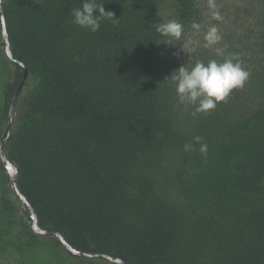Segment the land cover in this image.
<instances>
[{
  "label": "trees",
  "instance_id": "trees-1",
  "mask_svg": "<svg viewBox=\"0 0 264 264\" xmlns=\"http://www.w3.org/2000/svg\"><path fill=\"white\" fill-rule=\"evenodd\" d=\"M97 2L116 19L91 32L71 16L83 0H3L13 53L30 70L5 148L40 225L76 248L132 264H264V130L233 144L218 208L197 211L190 224L157 203L142 161L179 139L151 78L163 37L151 21L158 1ZM195 14L194 0H178L180 22ZM0 46L14 65L4 90L7 123L23 68ZM14 241L0 234V248Z\"/></svg>",
  "mask_w": 264,
  "mask_h": 264
},
{
  "label": "rangeland",
  "instance_id": "rangeland-1",
  "mask_svg": "<svg viewBox=\"0 0 264 264\" xmlns=\"http://www.w3.org/2000/svg\"><path fill=\"white\" fill-rule=\"evenodd\" d=\"M39 2L41 0H31ZM158 8L151 21L155 25L177 20L178 0H157ZM196 14L183 25L182 36L173 43L162 37L152 69V80L159 92L164 114L179 133L176 146L142 161L147 175L156 180L153 199L167 210L179 214L191 224L197 211L218 208L225 197L226 178L232 165L228 162L235 141L249 131L264 130V0H194ZM219 13L220 19L213 13ZM193 23L199 28H193ZM216 26L223 39L218 45L205 48V35ZM0 42L4 38L0 35ZM225 55L237 54L244 67L251 72L242 88L207 113L192 115V106L179 103L175 84L169 77L182 65L189 69L198 61L220 60L215 48ZM14 65L6 59L0 46V140L6 130L2 120L4 90ZM178 71V69H177ZM29 89L27 86L24 90ZM17 125L15 117L14 129ZM13 129V130H14ZM264 132V131H263ZM202 137L197 143L194 137ZM191 143L192 151H185ZM201 143L207 144L206 155L201 154ZM8 172L0 158V234L16 236L18 241L0 248V264H115L98 258H79L53 237L37 234L25 218V206L7 183ZM29 226V227H28Z\"/></svg>",
  "mask_w": 264,
  "mask_h": 264
},
{
  "label": "clouds",
  "instance_id": "clouds-1",
  "mask_svg": "<svg viewBox=\"0 0 264 264\" xmlns=\"http://www.w3.org/2000/svg\"><path fill=\"white\" fill-rule=\"evenodd\" d=\"M105 3H98L97 0H83L82 6L73 8L71 16L73 22L91 32L100 30L101 22L104 20H113L115 14L112 11H106ZM209 7L215 8L214 0H209ZM214 18L220 19L219 13H213ZM193 28L198 29L199 25L193 23ZM157 31L166 37L163 42L173 43V39L179 40L182 36L183 25L177 20H170L166 23H160ZM223 37L216 26H211L205 35V48H211L218 45ZM216 55L222 57L220 60L212 59L207 63L198 61L190 69L186 65L180 66L177 71L166 79L175 84V91L179 103L186 106H192V115L207 113L215 109L217 104L224 101L231 91L236 88H242L245 82L250 78L251 72L244 67L243 60L237 54L225 55L220 47L215 48ZM194 140L197 143L202 141V137L196 136ZM207 144L201 143L200 152L206 155ZM185 151H192L191 143H185Z\"/></svg>",
  "mask_w": 264,
  "mask_h": 264
},
{
  "label": "water",
  "instance_id": "water-1",
  "mask_svg": "<svg viewBox=\"0 0 264 264\" xmlns=\"http://www.w3.org/2000/svg\"><path fill=\"white\" fill-rule=\"evenodd\" d=\"M0 19H1V24H2V34L4 38V43H5V53L11 61L20 64L23 68V77L12 97L9 111H8L6 130L4 132L3 138L0 140V158H1V161L4 167L6 168L8 172L10 182L12 183L17 196L19 197V199L21 200V202L23 203V205L25 206L27 210L32 229L37 234L57 237L60 240V242L65 246V248L68 250V252L75 257H79V258L103 257L117 264H132L127 259L119 257V256H113L111 254L102 253V252L86 251L83 249L76 248L66 239L64 234H62L60 231L49 230V229L43 228L39 223V216H38L37 210L31 203L27 195L23 193V191L21 190L19 183L17 181L18 167L15 164V162H13L11 158L9 157L6 151L5 145L9 141L11 134L13 132L15 117L17 113V105H18V102L22 94L24 93L27 82L29 80L30 70L28 66L25 64V62L21 58L16 57L13 53L10 38H9V33L7 29L5 11L3 8V0H0Z\"/></svg>",
  "mask_w": 264,
  "mask_h": 264
}]
</instances>
